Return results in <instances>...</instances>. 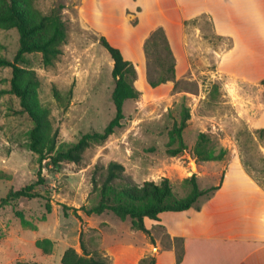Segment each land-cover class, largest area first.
Returning <instances> with one entry per match:
<instances>
[{
	"label": "rangeland",
	"instance_id": "1",
	"mask_svg": "<svg viewBox=\"0 0 264 264\" xmlns=\"http://www.w3.org/2000/svg\"><path fill=\"white\" fill-rule=\"evenodd\" d=\"M132 1L95 0L99 17L92 0H30L34 17L61 6L67 31L62 53L52 66H44L36 52L26 55L23 64L38 79L35 99L45 114V146L52 154L77 143L85 134L102 133L114 117L113 63L98 38L104 36L112 46L123 47L124 13H129L132 25L138 20L135 5L127 11ZM141 2L148 14L134 39L156 19L151 0ZM182 30L183 41L177 44L185 61L176 76V89L174 82L158 89L143 88L148 87L145 81L134 83L140 96L124 103L120 126L106 140L90 143L78 163L53 167L29 150L33 123L10 93L11 69L0 67V199L28 186L38 195L0 208V264H61L66 249L81 253V231L87 248L102 252L110 264H124L131 257H138V264L173 245V238L157 224L148 229V236L134 229L129 218L119 219L110 212L84 214L82 208L93 207L99 200L92 177L96 174L102 180V168L109 162L121 164L125 177L138 185L166 178L172 193L183 198L191 191L193 174L200 190L217 187L227 164L238 158L264 190V137L258 138L242 117L244 104H237L230 76L219 67L230 39L217 36L206 15L187 22ZM19 42L16 29H0V58L12 61ZM184 111L189 113L182 133L185 149L172 155L170 151L178 148L173 128ZM199 133L210 137L217 153L225 150L222 160L203 162L194 157ZM206 197H200L197 206Z\"/></svg>",
	"mask_w": 264,
	"mask_h": 264
},
{
	"label": "crops",
	"instance_id": "2",
	"mask_svg": "<svg viewBox=\"0 0 264 264\" xmlns=\"http://www.w3.org/2000/svg\"><path fill=\"white\" fill-rule=\"evenodd\" d=\"M93 2L95 0H92L95 13L102 17L99 6ZM151 3L156 19L138 39L133 35L148 12L141 0H134L127 6L128 12L134 5L139 9L137 24L133 26L129 13H124L120 34L123 47L114 46L125 60L135 65V84L146 81L142 46L153 28L164 27L177 60L178 76L185 61L177 44L183 41V22L206 15L212 21L215 34L231 41L230 48L222 53L219 67L230 76L232 94L239 99L237 104H244L243 109L239 108L242 117L250 128L264 129V100H261L264 92V0H151ZM164 86L166 84L155 89ZM158 218V221L145 218L144 225L151 229L157 224L171 238L183 239L184 255L179 264H264V190L247 174L238 158L227 164L220 188L204 198L199 209L164 212ZM154 258L155 264H176L174 249L160 250ZM137 260L138 257L127 258L124 264H136Z\"/></svg>",
	"mask_w": 264,
	"mask_h": 264
},
{
	"label": "trees",
	"instance_id": "3",
	"mask_svg": "<svg viewBox=\"0 0 264 264\" xmlns=\"http://www.w3.org/2000/svg\"><path fill=\"white\" fill-rule=\"evenodd\" d=\"M48 14L38 13L32 16L30 0H0V29H16L19 35V46L12 61L0 58V67L11 69L10 93L19 99L22 111L28 115L33 123L29 133L28 148L39 156V161L48 160L53 167L62 162L78 163L82 153L92 142H102L118 128L124 119L123 106L126 101L137 100L140 92L135 88L137 71L135 65L125 60L121 51L109 44L104 36H99L100 45L106 50L112 60L111 77L114 81L111 100L115 109L114 117L109 121L102 133H89L83 135L77 143L64 150L52 154V149L47 145L45 131L46 118L38 107L35 99V90L38 79L34 71L24 68L25 56L39 53L44 66H52L62 53V46L66 43V25L60 16L59 9ZM197 18V17H196ZM193 18L189 21H195ZM189 21H184V25ZM137 20L133 22L135 26ZM146 60V81L150 88L155 89L167 82H174L176 89L177 60L170 46L164 27L153 28L142 46ZM189 119L188 111H184L182 119L173 128L172 137L178 143V148L170 151L172 155L181 153L185 146L182 133ZM258 138L264 137V129H255ZM194 157L198 161H220L225 153L220 149L218 153L212 146V140L206 133H199L193 147ZM102 173V180L92 177L94 190L98 191L99 200L90 208H82L85 215H100L110 212L119 219L129 218L134 229L142 231L149 236L150 230L146 229L144 219L158 221L159 214L164 212H181L190 208L199 209L197 200L202 196H209L220 188V183L208 190H200L193 174L189 182L191 191L186 197L177 198L173 193L168 179L163 178L159 183L153 181L143 182L141 185L128 180L124 175V167L117 162H109ZM98 170V169H97ZM38 195L32 192L31 187H24L10 192L0 199V208L22 198H35ZM170 237V236H169ZM173 245L164 248L174 249L176 264L181 263L184 255L183 239L174 237ZM81 253L73 248L64 251L61 264H110L107 257L97 249L87 248L83 239V232L79 236ZM138 264H155V258H143Z\"/></svg>",
	"mask_w": 264,
	"mask_h": 264
}]
</instances>
